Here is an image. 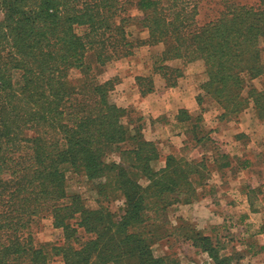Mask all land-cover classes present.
I'll return each instance as SVG.
<instances>
[{
	"label": "trees",
	"instance_id": "trees-1",
	"mask_svg": "<svg viewBox=\"0 0 264 264\" xmlns=\"http://www.w3.org/2000/svg\"><path fill=\"white\" fill-rule=\"evenodd\" d=\"M228 1L223 0L226 5L208 20L200 21L201 0H0L4 18L0 32V264H47L45 254L35 249L29 228L33 216L41 211L51 213L54 223L65 229L69 247L65 250L55 246L52 252L58 255L62 250L67 263L89 264L91 257L100 264L155 262L146 240L122 233L127 221L118 222L111 230L113 224L103 207L88 209L81 198L67 196L64 166L83 169L98 186L99 197L108 196L112 181L127 201L123 220L127 215L137 218L146 207L160 210L166 201L158 196L169 190L185 192L188 187L194 191L195 185L188 177L193 173L199 174L201 185L205 184L209 175L205 161L194 157L184 160L183 172L172 167L176 159L170 155L162 172L154 170L152 161L158 157L155 144L149 140L139 142L138 136L127 134L122 119L129 111L109 98L114 80L100 81L98 75L109 59L128 55L133 42L126 38L125 26L131 16L124 13L138 5L151 9L144 17L151 43L163 42V54L175 49L184 60L201 58L207 75L202 81L203 90L224 108L223 115H236L249 103L241 94L240 74L260 65L264 75L257 47V36L264 28V9L255 12L253 7ZM75 22L87 24L84 35L73 30ZM71 66L80 74L73 81L67 76ZM156 70L168 84L181 76L159 66ZM12 85H17V91ZM258 93L264 98V89ZM231 96L229 101L235 100L238 105L234 112L224 107V99ZM44 101L49 108L55 105L52 111L59 113L57 116L67 113L69 117L57 122V129L66 135L67 149L54 152L49 149V138L39 136L32 138L29 146L18 142L19 126L27 125L32 117L37 122L45 120L41 118L45 116ZM253 104L261 117V106ZM5 129L10 134L3 132ZM3 135H7L4 140ZM6 141L23 149L9 151L6 158L2 149ZM123 142L128 146L117 152L119 160L105 163L102 156L117 151ZM138 174L151 177L149 187L138 184ZM151 194L158 195L150 197L155 202L148 206L146 200ZM61 198L67 201L58 202ZM74 213H78L74 224L93 233L81 250L73 248L72 233L68 232V221ZM71 229L76 231V227ZM25 232L26 238L22 239ZM195 238L204 243L203 250L208 249L204 242L207 236L196 234Z\"/></svg>",
	"mask_w": 264,
	"mask_h": 264
},
{
	"label": "rangeland",
	"instance_id": "rangeland-1",
	"mask_svg": "<svg viewBox=\"0 0 264 264\" xmlns=\"http://www.w3.org/2000/svg\"><path fill=\"white\" fill-rule=\"evenodd\" d=\"M229 2L236 3L240 6L245 4L253 7V11L255 12L264 9V0H229L227 4ZM223 3V0H201L200 21H203L202 19L208 20L212 17V15L217 13V10L226 5ZM150 12L151 9L145 10L138 5H132L124 13V15L129 14L131 16L125 26V35L133 44L130 46L129 51L126 52L128 55L122 54L109 59L104 65L103 72L98 75V79L100 81L114 80L109 98L117 106L128 109V117L122 119V122L125 123L127 134L129 136H138L139 142L149 140L155 144L158 150V157L152 161L154 170L161 171L164 169L166 157L170 155L176 159L171 163L172 167H177L179 171L183 172L182 169L186 168L184 160L193 157L191 150H189L191 149V143H187L185 147H175V144L168 140V133L174 130L189 133L191 132L190 130L193 131V128L189 130L190 124L185 122L187 118H183L184 112H179L178 114V121L180 122L171 124L170 126H168L169 118L166 113L160 114L158 118H150L152 112L145 95L151 92L152 77L157 72L156 69L158 66L170 73L177 72L181 74L180 77L187 74L192 75L194 72L200 70L204 74L203 78L206 79L205 63L198 57L184 60L180 54L176 53L175 49H172L168 54H163L162 50L165 48V45L161 41L157 42V44H162L159 47V51L156 47L154 48L153 45L155 43H151L152 40H149L148 23L144 18ZM3 22V14L0 11V32ZM72 27L78 35H84L88 30L87 24L79 22H75ZM257 41V47L260 49L259 63L264 66V28L263 32L258 34ZM4 50H8V47H5ZM138 64L145 67L143 69V75L134 74L138 70L136 68ZM259 66L257 65V68L251 69L250 72L244 70L240 74L243 85L241 94L248 99L250 104L254 105L253 103L256 102L257 105L261 106L262 116H257L263 120L264 132V98H260L258 93L264 89V75ZM79 75V71L75 66L69 67L67 71L69 80L73 81ZM130 76H134L133 90L139 88L138 93L140 98L126 103V100L122 99V96L124 91L131 85ZM11 88L17 91V85H12ZM30 92H34V90H30ZM1 96L4 97V95ZM49 97L51 98L50 94ZM229 99H232V96L231 98L224 99V103L226 104L224 107L227 111L231 110V112H234L238 105L234 103L235 100L229 101ZM58 103H60V108H62V102L59 100ZM46 104L47 101H44L42 104L45 106V116L41 117L45 118L43 122H37L32 117L28 120L30 122L36 121L33 126H30L29 122L27 125H22L17 128V130L21 129L18 133V142L22 146H29L31 144L30 140L34 137L49 138V149H52L54 152H59L67 149V145L65 144L66 135L57 129V122L59 118L69 117L67 113L57 116L59 113L52 111L55 105H51V108H49ZM218 106L221 110L224 109L220 104ZM217 116H219V109ZM231 116H235V114ZM61 122L64 123L65 119ZM5 131H9L6 133L7 135L10 134V130H3V132ZM7 135H3L2 140L6 139ZM11 142L6 141L2 147L4 150L3 156L6 158L10 155L9 151L23 149L20 145L12 146ZM53 142H56V144H51ZM127 146V142L121 143L120 147L116 148L117 151H112L102 156L103 161L105 163H111L114 160L118 161V153L121 150H125ZM194 158L198 159V157ZM187 166H190L189 163ZM64 172V190L67 196L74 195L75 197L81 198L83 206L88 209L98 210L100 207H103V210L110 216L111 223L113 224L111 230L116 229L118 222L127 221L122 233L132 234L137 240H146L152 259L155 260L152 264H249L245 252L232 249L235 245L233 241L230 240L225 243V241L219 238V236H227L234 232V230L231 231V228H228L230 226L227 222H220L219 225L217 223H205L206 221L214 220L211 217L212 210L205 207L203 202L204 195L202 196L204 185L211 179L209 175L205 180V184L203 183L202 185L199 183V174L193 173L191 176L187 175L192 178L193 184L195 185L193 188L194 191H190L188 187H185V192H182L178 188L174 191L169 190V192H165L162 196H158L159 199L165 198L166 201L163 202L161 200L165 203V206H161L160 210H155L152 206L146 207L137 218H130L131 216L127 215L123 220L122 216L125 213L127 201L122 191L115 189L112 181L111 185L107 188L108 196L99 197L97 195L98 186L90 181L83 169H75L69 165H65ZM177 173L174 174L177 176ZM150 183V176H146L145 174L139 176L138 174V184L141 187H149ZM155 195L158 194L148 196L146 200L148 206L155 202L153 198H150ZM65 201L67 200L61 198L58 202L65 203ZM68 201L70 202V199ZM44 213L46 211H41L38 215H34V222L31 227L29 226L32 230V240L35 249L41 250L45 254L44 256L48 258H46L47 264H70L64 259L62 250L58 255H53L52 252V248L55 246L65 247V250L66 247H69V244L67 245L66 243L65 229L54 223L51 213H46V215ZM77 215L78 213H74L72 219L68 221L70 228L68 232L72 233L70 242L73 248L81 250L85 242L93 237V233L86 230L82 225L74 224V221H77L75 220V216ZM206 224L207 226L216 224L218 235L213 237L204 233V230L208 228ZM71 227H76V231L72 232ZM196 234L208 237V241H204L208 247L207 250H203L204 243L202 241L199 242L200 238H195ZM25 235H27L26 232L22 234L23 238H21H26L24 237ZM214 256H216V259H213ZM96 261V257H91L89 264H100ZM104 264H113V262Z\"/></svg>",
	"mask_w": 264,
	"mask_h": 264
},
{
	"label": "crops",
	"instance_id": "crops-1",
	"mask_svg": "<svg viewBox=\"0 0 264 264\" xmlns=\"http://www.w3.org/2000/svg\"><path fill=\"white\" fill-rule=\"evenodd\" d=\"M153 46L159 51L162 44ZM136 68L135 75L144 74V66L138 64ZM134 76L129 77L131 85L122 96L126 103L140 98L139 88L133 90ZM203 77L198 70L168 84L156 72L151 92L145 95L150 118L166 113L170 126L180 122L178 114L184 112L183 118L193 131H170L168 140L178 148L191 143V155L205 161L211 179L204 185L202 196L214 218L205 223L227 222L234 232L219 238L225 243L233 241L232 249L245 252L249 264H264L263 120L250 103L235 116L223 115L217 100L203 90ZM206 227L204 233L218 235L216 224Z\"/></svg>",
	"mask_w": 264,
	"mask_h": 264
}]
</instances>
